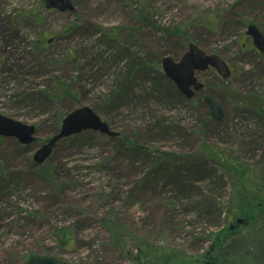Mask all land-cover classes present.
Segmentation results:
<instances>
[{"label":"rangeland","instance_id":"1","mask_svg":"<svg viewBox=\"0 0 264 264\" xmlns=\"http://www.w3.org/2000/svg\"><path fill=\"white\" fill-rule=\"evenodd\" d=\"M44 1L0 0V114L38 138L0 136V264H198L207 251L264 264L263 208L216 241L264 202V53L246 34L250 23L264 33V0H73L75 12ZM190 42L232 70L198 72L206 88L192 100L161 62ZM81 107L116 135L84 131L37 165ZM233 165L258 175L239 179Z\"/></svg>","mask_w":264,"mask_h":264},{"label":"water","instance_id":"2","mask_svg":"<svg viewBox=\"0 0 264 264\" xmlns=\"http://www.w3.org/2000/svg\"><path fill=\"white\" fill-rule=\"evenodd\" d=\"M45 7L61 12L75 11L76 9L73 0H45ZM247 34L252 37L256 48L264 51V34L259 30L257 25L250 24ZM210 66L214 67L223 78H228L231 74L226 62L220 56L207 54L194 43L189 44L188 51L179 61H176L171 56H166L162 59V68L165 74L174 81L179 90L189 99L194 97L195 91H200L204 87L198 81L196 72L205 71ZM204 100L210 108L212 117L218 121L222 120L224 111L221 103L210 96H206ZM88 130L99 131L110 136L116 135V133L111 131L109 125L101 120L92 109L81 107L71 111L64 117L59 132L53 135L35 152L34 161L37 164L44 163L51 156L58 142ZM35 132L36 128L34 125H29L0 114V135L16 138L22 144H30L37 139ZM26 264L62 263L49 257L32 256Z\"/></svg>","mask_w":264,"mask_h":264},{"label":"trees","instance_id":"3","mask_svg":"<svg viewBox=\"0 0 264 264\" xmlns=\"http://www.w3.org/2000/svg\"><path fill=\"white\" fill-rule=\"evenodd\" d=\"M177 33H179V31H176ZM253 104V103H252ZM120 136V135H119ZM73 137H75V136H72V137H70V138H68V139H71V138H73ZM66 140V139H65ZM205 152L206 153H208L211 157H215V158H218V159H220V160H228V157H226L225 155H219V152L217 151V150H214L213 148H208L207 150H205ZM231 170V172L234 174V175H237L238 177H239V179L241 178V177H246V181L247 182H249L248 180H250V178L253 176V175H258V173L256 172L255 174H251L250 175V173L249 174H247V172H248V167L246 166V165H244V167L241 169V170H243V171H241V172H239L240 171V168H239V166H237V165H233V167L230 169ZM255 171H257V170H255ZM247 175H249V176H247ZM248 206H252L253 207V205L251 204V205H248ZM254 207L256 208V206L254 205ZM254 208V211L253 212H251V214H248V216H249V219H254L253 217L257 214V215H259L258 213L259 212H257L256 211V209ZM226 232H227V230L225 229L224 231H222V232H220V236L216 239V241H218V244L220 245V247L222 246V242H223V240L222 239H224V237H225V234H226ZM219 242H221V243H219ZM221 257V256H220ZM220 259H224V260H226L225 258H224V256L223 257H221ZM219 259V260H220Z\"/></svg>","mask_w":264,"mask_h":264},{"label":"flooded vegetation","instance_id":"4","mask_svg":"<svg viewBox=\"0 0 264 264\" xmlns=\"http://www.w3.org/2000/svg\"><path fill=\"white\" fill-rule=\"evenodd\" d=\"M197 95H198V93L196 94V96ZM255 206H256V208H258V207L263 208L262 211H263V214H264V202H261V203L258 202V204H255ZM249 207H252V206H249ZM252 208H255V207L253 206ZM253 211H254V209L247 208V210H246V213L247 214H245L246 216H243V217L244 218L247 217V215L248 214H251V212H253ZM259 215H261V211H260ZM259 215H255L254 217L255 218H259ZM245 219H241V218L240 219L238 218V220L236 219V221H234L231 224V226H230L231 228L229 227V230H228V232L226 234H229V232H231V231L234 233L235 232L234 229H236L235 227H240L239 226L240 222H244V223L247 222V223H249L248 221H250V222H252V224L254 222V219H249V218H245ZM224 239H222V240H224ZM219 259L220 258L218 257V255H216V256L214 255L213 256L212 253H211V251H207L206 254H204V256L201 259H197V261H198V264H230V263H228V261H226L224 263L223 259H220V260Z\"/></svg>","mask_w":264,"mask_h":264}]
</instances>
